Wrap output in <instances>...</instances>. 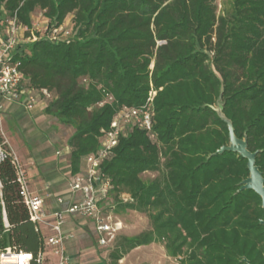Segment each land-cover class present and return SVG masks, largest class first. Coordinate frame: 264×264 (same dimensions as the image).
Masks as SVG:
<instances>
[{
	"label": "trees",
	"instance_id": "trees-1",
	"mask_svg": "<svg viewBox=\"0 0 264 264\" xmlns=\"http://www.w3.org/2000/svg\"><path fill=\"white\" fill-rule=\"evenodd\" d=\"M230 6L220 13L218 0H0V29L16 15L27 36L37 10L54 28L71 15L69 40L37 38L21 58L29 86L52 93L44 112L73 129V174L117 111L142 107L156 90L152 131L128 126L103 164L115 212L135 210L151 221L136 236H117L111 264L153 242L179 264H246L244 257L264 264L262 199L239 190L247 159L214 154L229 144L220 105L264 176V0ZM0 184V250L36 255L43 236L10 156L0 162Z\"/></svg>",
	"mask_w": 264,
	"mask_h": 264
},
{
	"label": "built area",
	"instance_id": "built-area-1",
	"mask_svg": "<svg viewBox=\"0 0 264 264\" xmlns=\"http://www.w3.org/2000/svg\"><path fill=\"white\" fill-rule=\"evenodd\" d=\"M218 5L221 7V3ZM65 25L66 22L55 27L54 35ZM68 25L66 27L69 31L65 34L70 33L72 29V24ZM32 26L35 27L33 21ZM33 27L30 29V35L27 36V28L14 15L9 17L5 26L0 29V126L4 121L3 113L6 103L25 99L26 108L32 111L37 105L48 103L53 98L52 93L45 88H31L22 69L21 56L24 52V42L35 41L38 38ZM50 40H69V38L61 39L54 36ZM155 95L156 90L151 87L142 107L124 106L117 111L109 127L102 130L99 148L83 158L82 169L74 175L70 191L72 194L79 193L80 197L68 204H64V199L59 197L58 209L49 210L45 207L44 199L31 188L29 171L14 152L7 150L5 142L0 141V162L7 156L11 157L20 195L36 230L43 236V245L36 255L15 247H8L4 251L0 250V264H47L48 251L57 256L56 264H73L72 257L65 247L66 239L70 236L63 231L67 216L93 221L97 243L106 248L113 245L123 229V223L114 218V206L108 202L114 185L110 176L104 171L103 164L110 159L113 149L119 143L120 136L128 126L137 125L152 131ZM107 100L112 101L113 97L108 96ZM121 198L124 201L132 200L128 193L121 194Z\"/></svg>",
	"mask_w": 264,
	"mask_h": 264
},
{
	"label": "crops",
	"instance_id": "crops-1",
	"mask_svg": "<svg viewBox=\"0 0 264 264\" xmlns=\"http://www.w3.org/2000/svg\"><path fill=\"white\" fill-rule=\"evenodd\" d=\"M31 17L34 18V14ZM46 105V102L39 104L29 111L25 106V99L6 103L3 119L14 122L19 130L28 133L33 140L32 147L24 148L20 156L29 171L32 190L44 199L47 209L53 210L59 207V197L64 199V204H68L78 199L80 194H72L70 191L75 174L70 165L69 137L66 141L61 140L63 136L57 130L59 127L56 126L54 117L44 112ZM26 113L30 118L25 116ZM30 119L38 121V129ZM9 133L10 139H15L12 132ZM11 148L14 151L12 143ZM63 231L70 236L66 239L65 247L73 264H111V261L108 262L99 255L97 247L88 243V239L97 243L93 221L67 216ZM98 247L106 248L99 244ZM48 252L47 264H56L57 256ZM120 261L119 264L122 263Z\"/></svg>",
	"mask_w": 264,
	"mask_h": 264
},
{
	"label": "rangeland",
	"instance_id": "rangeland-1",
	"mask_svg": "<svg viewBox=\"0 0 264 264\" xmlns=\"http://www.w3.org/2000/svg\"><path fill=\"white\" fill-rule=\"evenodd\" d=\"M218 3H221V7H219L220 13H223L225 9L231 8V0H218ZM71 15H69L66 19V25L71 26ZM33 23H35V27H33V31L38 38H46V39H53L54 36H57L58 38L65 39L72 37V29H70V33L65 34L66 31H69L66 27L62 30H60L58 33H53L54 27L50 26L49 20L45 17V15L40 11L37 10L34 12V18ZM26 37V36H25ZM34 41H25L24 46H26L29 43H32ZM25 116L30 118V115L27 113ZM32 124L36 126V129H38V121L30 119ZM55 122H57V129L62 133V141H66L68 137L71 136L73 133V129L70 127H64L62 124L54 117ZM12 132V135L15 137L10 139V133ZM0 141L5 142L6 148L10 150L11 152L15 151V154L19 157L21 162L23 159L21 158V151L24 148H31L32 147V139L29 137V134L26 132H22L16 127V124L10 120H5L2 122V125L0 126ZM11 143L14 151L11 148ZM25 161L22 162L24 164ZM145 178L148 177H154L155 173L152 172H146L143 174ZM1 188V184H0ZM110 199L108 202L112 204L113 201ZM113 216L117 220H121L123 223V229L120 231V235L126 236V237H133L138 235L139 233L148 230L151 228V221L147 213H141L135 210H122L120 213H116L115 210H113ZM88 243L90 245H94L99 249V255L107 260L108 262L111 261V258L109 256L112 246L107 248H99L98 244L95 241H92L91 239H88ZM121 264H179V260L176 257L169 256L167 254V250L164 246L163 242H153L148 245L139 246L132 251H130L126 256L120 261Z\"/></svg>",
	"mask_w": 264,
	"mask_h": 264
},
{
	"label": "water",
	"instance_id": "water-1",
	"mask_svg": "<svg viewBox=\"0 0 264 264\" xmlns=\"http://www.w3.org/2000/svg\"><path fill=\"white\" fill-rule=\"evenodd\" d=\"M219 117L227 124L229 144L222 145L214 154H222L225 151L237 152L243 158L247 159V167L249 170V176L242 180L239 190L250 189L256 192L262 199V207L264 209V176L259 166L256 164L257 152H252L248 149L247 138H239L233 126L232 121L226 117L222 107L219 105L216 109ZM261 225L264 226V217L260 220ZM246 264H251L250 261L244 257Z\"/></svg>",
	"mask_w": 264,
	"mask_h": 264
}]
</instances>
